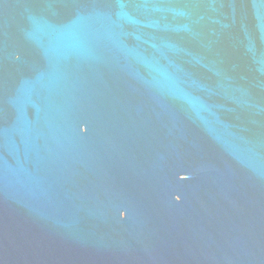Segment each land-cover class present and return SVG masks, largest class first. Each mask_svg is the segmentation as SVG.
<instances>
[{
  "label": "water",
  "instance_id": "obj_1",
  "mask_svg": "<svg viewBox=\"0 0 264 264\" xmlns=\"http://www.w3.org/2000/svg\"><path fill=\"white\" fill-rule=\"evenodd\" d=\"M0 264H264V0H0Z\"/></svg>",
  "mask_w": 264,
  "mask_h": 264
}]
</instances>
